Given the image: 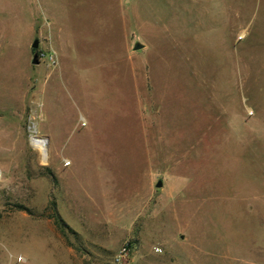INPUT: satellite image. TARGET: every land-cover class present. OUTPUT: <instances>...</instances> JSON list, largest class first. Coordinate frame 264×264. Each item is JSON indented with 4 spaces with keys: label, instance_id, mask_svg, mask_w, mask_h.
Here are the masks:
<instances>
[{
    "label": "rangeland",
    "instance_id": "1",
    "mask_svg": "<svg viewBox=\"0 0 264 264\" xmlns=\"http://www.w3.org/2000/svg\"><path fill=\"white\" fill-rule=\"evenodd\" d=\"M0 264H264V0H0Z\"/></svg>",
    "mask_w": 264,
    "mask_h": 264
},
{
    "label": "built area",
    "instance_id": "2",
    "mask_svg": "<svg viewBox=\"0 0 264 264\" xmlns=\"http://www.w3.org/2000/svg\"><path fill=\"white\" fill-rule=\"evenodd\" d=\"M41 56H42V53L38 51L37 57H41ZM128 254H129V245H128L127 242H124L117 249L113 260L116 263H120L122 261H126L128 259Z\"/></svg>",
    "mask_w": 264,
    "mask_h": 264
},
{
    "label": "water",
    "instance_id": "3",
    "mask_svg": "<svg viewBox=\"0 0 264 264\" xmlns=\"http://www.w3.org/2000/svg\"><path fill=\"white\" fill-rule=\"evenodd\" d=\"M36 45H37L36 40H33V42L30 45V47L33 49V52L31 54V60H30V62L32 64H36L37 63V58H36L37 54H36V51H35ZM139 47H140V45L137 44V45L134 46V49H137ZM154 185H155V187H159L160 186V181L155 182Z\"/></svg>",
    "mask_w": 264,
    "mask_h": 264
},
{
    "label": "bare ground",
    "instance_id": "4",
    "mask_svg": "<svg viewBox=\"0 0 264 264\" xmlns=\"http://www.w3.org/2000/svg\"><path fill=\"white\" fill-rule=\"evenodd\" d=\"M31 142H32V145L35 147V148H39V150L42 151L43 149V145H44V142H42V140H40L39 138L37 137H31ZM44 154V153H43Z\"/></svg>",
    "mask_w": 264,
    "mask_h": 264
},
{
    "label": "trees",
    "instance_id": "5",
    "mask_svg": "<svg viewBox=\"0 0 264 264\" xmlns=\"http://www.w3.org/2000/svg\"><path fill=\"white\" fill-rule=\"evenodd\" d=\"M36 54H38V50H36ZM54 209V208H53ZM53 215H54V222L58 227H61V225H63L62 220L60 219V217L58 216V214L56 213V211H53ZM129 245V242H127Z\"/></svg>",
    "mask_w": 264,
    "mask_h": 264
},
{
    "label": "crops",
    "instance_id": "6",
    "mask_svg": "<svg viewBox=\"0 0 264 264\" xmlns=\"http://www.w3.org/2000/svg\"><path fill=\"white\" fill-rule=\"evenodd\" d=\"M140 48V47H139Z\"/></svg>",
    "mask_w": 264,
    "mask_h": 264
}]
</instances>
